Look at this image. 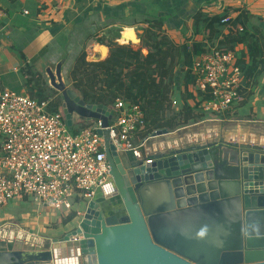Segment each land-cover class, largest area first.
Listing matches in <instances>:
<instances>
[{"label":"water","instance_id":"obj_1","mask_svg":"<svg viewBox=\"0 0 264 264\" xmlns=\"http://www.w3.org/2000/svg\"><path fill=\"white\" fill-rule=\"evenodd\" d=\"M93 61H102L101 55ZM47 74L63 98L70 129L79 120L101 123L112 180L107 191L114 199L96 192L80 223L56 238L51 250H23L0 238V264H264L263 145L226 143L236 148L228 167L217 141L122 151L109 129L115 111L86 104L67 87L62 64ZM169 135L160 130L152 138Z\"/></svg>","mask_w":264,"mask_h":264},{"label":"crops","instance_id":"obj_2","mask_svg":"<svg viewBox=\"0 0 264 264\" xmlns=\"http://www.w3.org/2000/svg\"><path fill=\"white\" fill-rule=\"evenodd\" d=\"M228 9L239 10L232 12L229 18H236L241 12L249 14L250 32L258 33L264 38V0H0L2 86L9 91L31 97L22 73L23 68L31 66L50 86L47 71L52 69L55 72L56 67L62 64V75L67 87L70 88L75 63L88 48L91 50L94 46L101 48L104 44L109 46L108 42L126 45L128 44L124 38L126 31L133 32L137 39L142 40V34L144 35L153 23L158 24L178 45L189 46L192 41L206 43L203 36H193V17L199 11L223 16ZM122 32L123 36L120 39ZM250 43L237 46L235 51L238 61L242 60L247 65L250 64L248 49ZM97 55L99 53L94 54ZM178 74L173 97L174 107H183L185 100L188 105L193 106L195 100L187 101V95L194 94V91L193 87L186 86L184 59L180 61ZM249 90L251 96L247 103L233 111V114L236 113V120L243 124L229 129L227 139L231 141L237 134L238 142L241 143V134L245 131L247 132L244 135L245 140L251 138L254 144L260 145L259 139L264 142V69L258 71L250 82ZM85 123L95 122L79 120L72 129L79 130ZM211 129L217 134L220 131L218 126H207L203 130L206 134L191 132L183 138L180 137V140L192 138L194 144L199 138L206 141L209 139L207 134ZM168 138H175V135L166 136L163 143L154 146L146 147V140L136 146L144 145L148 153L155 151L158 145L160 146L158 151L178 148L180 144H177V141L167 144ZM233 157L234 153L223 151L221 163L225 167L232 166L235 164ZM111 182L112 180L105 188L98 190L102 192L106 201L114 199L113 194L107 191ZM79 206L84 205H77L75 211L81 210L77 209ZM62 217L64 216L34 204L28 197L17 198L0 209L2 232L0 238L6 242L20 239L22 236L36 238V242L42 245L49 242V247H45L43 251L51 250L54 240L67 232L62 230ZM70 227L71 225L67 230ZM65 258H69V252H66Z\"/></svg>","mask_w":264,"mask_h":264},{"label":"built area","instance_id":"obj_3","mask_svg":"<svg viewBox=\"0 0 264 264\" xmlns=\"http://www.w3.org/2000/svg\"><path fill=\"white\" fill-rule=\"evenodd\" d=\"M237 62L236 52H222L216 46L194 59L195 89L212 97L202 106V114L215 118L233 114L242 82ZM49 102L9 91L0 78V209L28 197L68 217L79 213L77 205H87L98 190L109 185L111 169L104 139L98 134L101 123L74 135L63 112L48 110ZM113 110L109 129L114 143L122 151L137 152L143 146L134 142L145 121L144 111L122 99Z\"/></svg>","mask_w":264,"mask_h":264},{"label":"trees","instance_id":"obj_4","mask_svg":"<svg viewBox=\"0 0 264 264\" xmlns=\"http://www.w3.org/2000/svg\"><path fill=\"white\" fill-rule=\"evenodd\" d=\"M232 12L239 10L228 9L223 16L199 11L193 17V36H203L206 43L192 41L189 46L178 45L158 24L153 23L142 36V45L138 49L127 44L113 43L110 45L109 56L100 62H88L84 52L77 59L71 73L75 90L80 92L82 100L89 105H105L114 109L118 99L139 105L145 113L144 124L138 129L134 142V145H139L157 131L174 129L178 118H183L184 123L205 118L201 108L212 97L195 89L191 76L194 57L210 52L213 46L222 52H235L237 46L251 42L248 47L250 64L242 60L237 62L242 70V82L240 98L234 108L244 106L251 96L250 82L258 71L264 69V38L250 32L249 14L241 12L236 18H229ZM225 18H229L226 23ZM181 59H184V67L187 68L186 86L193 87L194 91V94L187 95V101L195 102L190 106L185 100L184 106L176 114L173 97ZM22 73L33 99L39 102L50 101V112H62V96L58 92H55V97L46 95L51 88L41 74L36 73L31 66L24 67ZM86 128L82 126L79 130L71 129V132L76 135ZM212 152L217 157L220 154L218 148ZM75 216L76 213L71 214L68 221Z\"/></svg>","mask_w":264,"mask_h":264},{"label":"rangeland","instance_id":"obj_5","mask_svg":"<svg viewBox=\"0 0 264 264\" xmlns=\"http://www.w3.org/2000/svg\"><path fill=\"white\" fill-rule=\"evenodd\" d=\"M140 35V34H139ZM143 36V34H142ZM125 42H127L125 40ZM109 43V46L108 44H104V46H107L110 48V45H112L113 43L112 42H108ZM118 45H121L120 43H118ZM127 45H131L134 49H138L141 44L135 46L133 44H130L128 43ZM214 47V46H213ZM90 53H91V49H90ZM87 54V61L88 62H94L91 58H90V54L89 52H86ZM92 60V61H91ZM187 70V68H186ZM186 75H184V78H185ZM184 78L183 81H184ZM178 81H180L179 79V74H178V79H177V83H179ZM67 85V84H66ZM51 90H48L47 92V96L48 97H55V92H57L56 90H54L52 87H50ZM71 89L75 90V86L73 85V83H71ZM77 92V94L80 96V92L75 90ZM60 94V93H58ZM61 95V94H60ZM81 97V96H80ZM175 106V104H174ZM182 107H174V112H178ZM234 110H236L234 108ZM177 114V113H176ZM236 113L234 114H230V115H227L225 117H222V118H215V117H208V116H205V118L203 120H200V121H190L188 123H184L183 122V118H178L177 121H176V124L177 126L170 130V135L172 136H179V137H185L187 134L191 133V132H201L203 130H205V128L207 126H218L220 127V131L218 132L219 136H218V139L216 140L217 141V144H222V153L223 151H226L228 153L231 152V153H234L236 150L235 147H232L230 145H227L226 143H230V142H227L224 138L225 136V132L228 131L229 129L231 128H234V127H237V126H242L243 122H240L238 120H236ZM94 123H85L84 126H87V127H90L92 126ZM225 131V132H224ZM166 136H161L159 138H152V136L149 137V140L146 142V147H150V146H154L155 144H159L160 142L163 143L164 140H165ZM216 141H213V142H210V143H214ZM195 144H198V145H202L201 143H195ZM230 144H235L236 147L239 146V145H242V144H245L244 143H240V142H233V143H230ZM221 153V151H220ZM77 209H81L79 211L78 214H76V216L71 220V221H68L69 220V217L71 216H68V217H62V230L63 231H71L73 229L76 228V226L80 223V221L82 220V217L85 213V210H86V206H79L77 207ZM64 224V225H63ZM70 227L69 230H67V228ZM1 232V231H0ZM66 232V233H67ZM2 233V232H1ZM3 240V238H1ZM14 243H15V248L16 246L18 247V245H21L22 246V249L23 250H29V249H34V250H42L44 249L45 247L48 248L49 247V242H46V244H43L42 243L40 244L39 242H36V238H23V236L20 238V239H14L12 240Z\"/></svg>","mask_w":264,"mask_h":264},{"label":"bare ground","instance_id":"obj_6","mask_svg":"<svg viewBox=\"0 0 264 264\" xmlns=\"http://www.w3.org/2000/svg\"><path fill=\"white\" fill-rule=\"evenodd\" d=\"M124 38H125V40L128 42V43H132L133 45H135V46H137V45H139V40L137 39V37H136V35L133 33V32H131V31H126L125 33H124ZM108 48L107 47H101V48H97L96 46H94V48L91 50V59L93 60V58H94V54L95 53H99L100 55H101V58L102 59H105L106 58V56L109 54L108 53ZM91 60V61H92ZM211 127V126H210ZM217 130H218V128H216ZM219 132V131H218ZM225 132V131H224ZM202 133H204L203 131H201V132H199V133H195V134H202ZM204 134H206V133H204ZM217 133H216V131L215 130H213V129H211V131H210V133L209 134H207V136H209L208 138V140H206V141H203V138H199L198 140H197V142L198 143H201V144H209L210 142H213V141H216L217 139H218V134L216 135ZM247 134V132H245V131H242V134H241V143H244V142H252V143H255L254 141H252L253 139H251V138H249L248 140H245L244 139V135H246ZM224 138H225V140L227 141V142H231V143H233V142H238L239 140L237 139V134H235V138L233 139V140H229V139H227V131L225 132V136H224ZM181 138L180 137H178V136H175V138H168L167 140H166V143L167 144H169V143H171L172 141H177V144H180L178 147H181V146H185V145H188V144H190V143H193L194 142V140H192V138H189L190 139V141H189V139H187V140H184V141H181L180 140ZM192 141V142H191ZM187 142H189V143H187ZM258 142H260L259 144L260 145H264V142H262L260 139L258 140ZM187 143V144H186ZM160 146L158 145V147H157V149L155 150V151H158V149H160L159 148ZM19 247H21V246H19Z\"/></svg>","mask_w":264,"mask_h":264}]
</instances>
